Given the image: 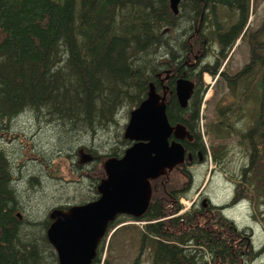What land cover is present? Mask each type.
<instances>
[{
	"label": "trees",
	"instance_id": "1",
	"mask_svg": "<svg viewBox=\"0 0 264 264\" xmlns=\"http://www.w3.org/2000/svg\"><path fill=\"white\" fill-rule=\"evenodd\" d=\"M248 2L178 0L177 11L173 12L168 0H0V264L57 263L56 253L45 237L50 219L37 212L42 203L36 195L45 190L44 179L54 178L52 164L47 160L54 150L45 153L44 158L36 152L29 159L23 157L22 150L28 143L25 138L37 134L27 135L24 129L16 128L17 119L32 121L39 131L49 130L47 144L53 133L60 132L63 139L58 143L59 150L65 144L69 149L83 139L80 136H87L88 145L82 146L92 159L84 163L93 166L97 158L119 156L131 142L122 136L124 125L119 118L128 116L129 110L145 97L149 80L159 91V79L170 69L173 74L163 81L167 84V119L184 124L193 133L194 144L183 143L189 152H203L196 127L205 88L200 74L203 70L213 74L220 60L227 58L234 40L247 35ZM183 16L189 22L184 30L193 51L199 48L200 39L206 40L201 57L207 54L208 47L217 48L219 56L212 68L202 65L193 72L182 65L190 58V43L174 31ZM197 22L201 28L189 37ZM255 31L249 38L254 45L250 47L249 62L232 75L220 74L236 99L222 109L218 108L220 100L216 101V119L205 131L216 141L231 135L236 129H227L232 121L228 112L236 110L237 121H243L238 134L249 160L240 169L234 197L249 199L258 214V205L264 203V25ZM181 72L197 80L184 107L178 105L173 94V78ZM7 135L12 136L11 140L6 139ZM103 135L106 141L116 137V144H99L100 151L89 137ZM213 146L214 143L211 157L219 161L221 151H215ZM29 148L33 149L32 145ZM14 161L18 163L15 168ZM101 162L100 168H93L97 175L90 178L87 197L54 207L65 208L96 197L95 185L103 176ZM75 163L81 164L78 157ZM160 177L150 180V198L142 214L134 217L118 213L108 222L106 231L121 218L143 220L140 240L146 241L149 248V264H210L203 256L204 247H193V253L189 245L180 246L185 242L180 243L178 235L162 228L163 221L157 218L168 214L162 206L166 201L153 194ZM167 192L162 193L167 196ZM179 195L172 197L176 200ZM178 206L174 203L173 210ZM182 216L189 214L172 218L170 224L174 226V219ZM201 243L209 248L214 264L235 256L232 242L229 245L218 238L214 245L211 238L204 237ZM101 247H96L89 264H97Z\"/></svg>",
	"mask_w": 264,
	"mask_h": 264
},
{
	"label": "rangeland",
	"instance_id": "2",
	"mask_svg": "<svg viewBox=\"0 0 264 264\" xmlns=\"http://www.w3.org/2000/svg\"><path fill=\"white\" fill-rule=\"evenodd\" d=\"M248 1L247 19L245 22L248 27L247 35L243 36L241 39L237 38L235 40V43H233L227 53V58H222L220 60L213 74L205 70L202 72L200 71V81L205 85V88L199 102L196 127L200 133L204 146L203 152L200 151L203 156L202 160L198 161L195 155L193 163L190 164L185 160L180 168L176 166L169 169L165 176L162 175V177H160L159 184H157L158 182L155 183L157 192H153L157 199L162 198L161 200L166 201L162 206L166 207L168 214L161 218H157L163 221L162 228L170 231L172 234L178 235L180 243L185 242L182 243L183 245L180 244V246L189 245L193 253H195L193 247H204L203 256L208 259L210 264L214 263L213 261L211 262L209 248L203 246L201 243L204 237H208L209 240L211 238L212 244L214 245L215 240L218 238L222 242L225 241L229 243V245H231L232 242V249L236 252L235 256L231 260L225 259L226 261H224L223 259L221 260L223 262L220 261L219 264H264V203L258 205L260 209L257 214L255 206L249 199L234 197L236 194L235 191L237 190L235 188V183L240 182V169L245 166L249 160V153L245 150L246 146L244 142L240 140L238 134L240 131L239 129L243 126V121H237V115L235 114L236 110H233V112L229 111L228 115H230L232 121L226 125L227 129H231V127L236 129L235 131L232 130L231 135L216 141L205 131L209 124L216 119V101L220 100L218 108L222 109L236 99V96L226 87L220 74L232 75L245 63L249 62L251 57L250 47H254L249 38L253 36V32H256L255 29L264 25V17H262L264 12V1ZM179 21V26L176 25L178 29L174 32L178 31L177 33L180 34L181 39L185 38V40H188L190 43L187 33H185L184 30V27L187 26L189 22L185 20L184 16L181 17ZM197 23L194 29L197 27ZM200 28L201 26H199V29ZM208 48L207 54L201 57L196 64V70L200 69L202 65L212 68L214 61L217 60L216 55L219 56V54H217V48ZM196 81L194 82L196 83ZM122 117L123 118H119V121L124 125L128 116ZM18 127L24 129L27 135L30 132H36L37 134L36 137L30 135L25 138L28 143L22 150V154H24L23 157L29 159L34 155V152H36L44 158L45 153L51 149L52 151L54 150L52 154L47 156L48 159L46 157L52 164L51 175L54 176V178H51V180L44 179L45 190L36 193L39 203H42L37 210L40 216H47L48 211L55 205H65L72 200L87 197L88 195L86 192L90 184V178H92V175H97L93 168L94 166L100 168V161L106 157L97 158L93 166H91L89 162H82L78 165L75 163V159L78 157L76 150L81 148L82 151L85 152V147L82 145L86 143L87 136H80V138L83 139H81V141H75L71 145V148L68 149L67 144H65V146H62V149L59 150L58 143L61 144L60 141L63 139V135L60 132L53 133L54 137L49 140L51 142L50 145L47 144L51 134L49 130L39 131L38 128H35V124L32 121L25 122L22 118L17 119L16 128ZM40 133L43 134L42 137L39 136ZM46 135H48V137ZM113 136L114 134H112V137ZM112 137H109V141H106V135L100 136L99 138L89 137V141L93 143L98 150L102 151L99 148V144H107V142H110L111 147L116 144V137L114 141H112ZM11 138V135L6 136L7 140H11ZM213 143V149H215V151H221V158L219 161L211 157V145ZM217 143H220L222 147H218ZM29 144L32 145L33 149L29 148ZM87 145L86 143V146ZM14 162H16L13 164L15 168L18 163L17 161ZM27 163L30 162L27 161ZM38 166L39 165H36L35 168L37 169ZM33 171L37 173L38 170ZM37 174H39V172ZM170 190L173 192L168 194L167 191ZM163 191L167 192V196L162 193ZM177 193L180 195L175 200L172 196ZM18 195L19 192L17 196ZM203 196L208 197L211 204L210 206L201 203V200H204V198H202ZM174 203H178L179 205L175 210H173ZM186 213H188L189 216H182V218L178 217L176 220L174 219V226L170 224L172 218L180 214L185 215ZM192 213H196V215L193 216ZM121 219H119L120 221L118 222L114 221V225L108 231H105L100 239L97 246L101 245L102 247L98 254L97 264H149L151 258L149 248L146 241L142 242L140 240V229L145 221ZM110 233H112L111 237L109 236ZM194 235H197L196 239H194ZM188 237L190 238L189 240ZM109 239H111L110 242Z\"/></svg>",
	"mask_w": 264,
	"mask_h": 264
},
{
	"label": "water",
	"instance_id": "3",
	"mask_svg": "<svg viewBox=\"0 0 264 264\" xmlns=\"http://www.w3.org/2000/svg\"><path fill=\"white\" fill-rule=\"evenodd\" d=\"M177 3L178 0H168L173 12L177 11ZM167 77L166 73L162 78ZM192 89V80L183 75L175 77L173 94L180 107L186 105ZM166 90L167 84L158 91L149 80L145 97L129 110L122 136L131 142L119 156L103 159V176L95 185L97 196L48 211L45 237L56 253V264H89L108 222L118 213L141 215L150 198V180L166 175L185 156L190 158L178 140L190 138V132L184 124L167 119ZM77 151L78 162L92 157L81 148Z\"/></svg>",
	"mask_w": 264,
	"mask_h": 264
},
{
	"label": "flooded vegetation",
	"instance_id": "4",
	"mask_svg": "<svg viewBox=\"0 0 264 264\" xmlns=\"http://www.w3.org/2000/svg\"><path fill=\"white\" fill-rule=\"evenodd\" d=\"M199 22H200V20H199ZM198 29H199V24H197V27L194 29V32L193 33H190V35H189V37H192V35L194 34V33H196L197 31H198ZM200 42H199V48H195V50L193 51V49H192V45H191V43H190V61H189V59H185L183 62H182V65H185V66H189L190 67V70H192L193 72H195V70H196V64L198 63V61H199V59L201 58V56L203 55V53H204V49H205V43H206V40L205 39H200L199 40ZM180 66H177V69H180L179 68ZM167 71V72H166ZM168 74V77L167 78H162L163 77V75L164 74H166V73ZM173 74V72H171L170 71V69H167V70H165L164 72H163V75L160 77V79H159V82H160V87L162 86V84H165L163 81L164 80H166V79H168L171 75ZM197 74V73H196ZM179 75H183V76H185L184 74H183V72H181V73H179L177 76H179ZM176 77V76H175ZM175 77L173 78V83H174V79H175ZM185 77H187V76H185ZM188 78V77H187ZM190 80H192L193 81V89H194V87H195V82H194V80H193V77L191 76L190 78H189ZM193 89H192V91H193ZM192 93V92H191ZM191 93H190V95H191ZM194 137H193V133H191L190 132V138H187V137H182V138H178V140H180V142L182 143V145H183V143L184 142H186V144H190V146H192L193 144H194V141H195V139H193ZM184 146V145H183ZM185 147V146H184ZM186 152H189L186 148H185V153ZM190 153V158H186V156L184 157V160L181 162V163H179L178 164V166H179V168H180V166L182 165V163L185 161V160H187L190 164L191 163H193L194 162V156L196 155V157H197V160L198 161H201L202 160V155H201V152H200V150H196V151H190L189 152ZM78 154H79V152H78ZM92 159V157L90 158V159H88L87 161H89V160H91ZM176 167V166H175ZM173 168V167H172ZM188 179L190 180V178L188 177ZM202 198H204V200H201V203H203V205H206V206H210L211 204H210V201H209V199H208V197H206V196H203ZM197 213H199V212H197ZM190 239V238H189ZM188 239V240H189ZM180 240V239H179ZM169 242H171V243H179L178 241H172V240H169Z\"/></svg>",
	"mask_w": 264,
	"mask_h": 264
},
{
	"label": "bare ground",
	"instance_id": "5",
	"mask_svg": "<svg viewBox=\"0 0 264 264\" xmlns=\"http://www.w3.org/2000/svg\"><path fill=\"white\" fill-rule=\"evenodd\" d=\"M179 163H176L173 167L178 166Z\"/></svg>",
	"mask_w": 264,
	"mask_h": 264
}]
</instances>
